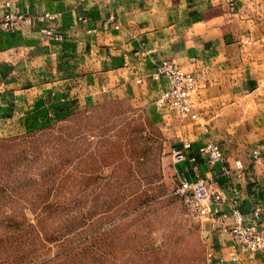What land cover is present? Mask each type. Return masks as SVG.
Wrapping results in <instances>:
<instances>
[{"label": "crops", "instance_id": "0c3cea01", "mask_svg": "<svg viewBox=\"0 0 264 264\" xmlns=\"http://www.w3.org/2000/svg\"><path fill=\"white\" fill-rule=\"evenodd\" d=\"M4 1L0 0V22L6 11ZM10 1L14 10L58 14L57 31L63 39L45 37L48 21L17 32L0 26L1 127L42 126L116 97L140 99L138 94L144 93L154 101L165 85L148 75L163 60H173L197 74L200 118L193 122L205 119L197 124L203 133L199 139L185 140L179 147L191 141L190 154L198 155L210 138L221 137L216 134L224 116L238 117L233 122L239 123L246 117L238 132H258L249 140L240 134L217 139L228 167L236 168L241 162L249 169L239 185L237 203L230 189L236 179L223 172L222 164L209 166L198 155L196 161L188 158L179 164L181 176L190 181L209 179L220 186L226 197L223 212L230 214L237 206L251 221L253 210L261 207L258 220L264 230V169L253 166L250 152L264 143V0ZM111 14L116 15L119 28L107 23ZM137 75L147 79L138 84ZM207 114L220 116L221 122H210ZM202 221L208 249L217 253L236 249L228 232L232 217ZM228 264H263V260L259 253L241 252L239 261Z\"/></svg>", "mask_w": 264, "mask_h": 264}, {"label": "rangeland", "instance_id": "374dc122", "mask_svg": "<svg viewBox=\"0 0 264 264\" xmlns=\"http://www.w3.org/2000/svg\"><path fill=\"white\" fill-rule=\"evenodd\" d=\"M138 95L29 129L0 126V264H209L171 154L199 139L205 119ZM223 118L207 114L224 123L209 141L258 134L237 131L246 117Z\"/></svg>", "mask_w": 264, "mask_h": 264}, {"label": "built area", "instance_id": "2783aa9c", "mask_svg": "<svg viewBox=\"0 0 264 264\" xmlns=\"http://www.w3.org/2000/svg\"><path fill=\"white\" fill-rule=\"evenodd\" d=\"M4 6L6 11L0 22L2 29L8 32L32 30L38 23L48 21L49 25L43 31L45 37L54 41L63 39L57 31L58 14L49 11L31 14L14 10L10 0H5ZM79 19L86 21L85 17ZM107 23L113 24L115 28L120 27L114 14L109 16ZM148 78L165 85L153 101L158 109H172L185 120L197 121L200 118L199 106L195 97L198 87V77L195 71L188 70L173 60H163L148 75ZM146 79L145 76L137 75L135 80L138 84H142ZM191 149V141H186L181 147L174 146L171 149L174 162L180 164L188 158L196 161L199 155L209 166L222 164L223 172L236 179L231 181L230 189L234 195V202L237 203V196L240 193L239 185L246 180V173L249 169L241 162L237 163L236 168L228 167L225 164L224 148L219 142L207 141L199 147L198 155L190 154ZM250 152L253 157V166H261L264 169V143L253 146ZM181 184L182 190L187 194L185 199L187 204L202 220L218 218L224 221L232 217L228 232L236 249L228 253H217L209 248L207 251L209 264L237 262L240 260L241 252L248 255L259 253L264 264V230L259 227L258 220L262 215L261 207H256L252 212L253 220L247 221L245 214L237 206L232 208L230 214L222 211V204L226 201L225 193L220 186H215L209 179L201 178L197 181H190L182 177Z\"/></svg>", "mask_w": 264, "mask_h": 264}]
</instances>
